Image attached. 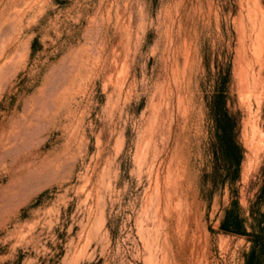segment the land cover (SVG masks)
<instances>
[{
  "label": "rangeland",
  "instance_id": "rangeland-1",
  "mask_svg": "<svg viewBox=\"0 0 264 264\" xmlns=\"http://www.w3.org/2000/svg\"><path fill=\"white\" fill-rule=\"evenodd\" d=\"M252 250L264 264V0H0V264Z\"/></svg>",
  "mask_w": 264,
  "mask_h": 264
},
{
  "label": "trees",
  "instance_id": "trees-1",
  "mask_svg": "<svg viewBox=\"0 0 264 264\" xmlns=\"http://www.w3.org/2000/svg\"><path fill=\"white\" fill-rule=\"evenodd\" d=\"M213 114L215 117V125L217 127L218 139L220 143L221 152L224 155V159L229 165L238 169L241 158L240 147L233 137L235 130L234 122L232 116L228 112L225 104V97L223 92H219L213 101ZM230 212L227 213L225 219L223 220L221 227L224 230L229 231H240L236 226H232L229 222ZM238 225V224H236ZM255 248V247H254ZM254 254L255 251L252 250L250 253L247 264H254Z\"/></svg>",
  "mask_w": 264,
  "mask_h": 264
},
{
  "label": "bare ground",
  "instance_id": "bare-ground-1",
  "mask_svg": "<svg viewBox=\"0 0 264 264\" xmlns=\"http://www.w3.org/2000/svg\"><path fill=\"white\" fill-rule=\"evenodd\" d=\"M259 18V17H258ZM249 23V22H248ZM254 25V24H253ZM262 30H263V25L260 23V28H259V30H258V33H257V38L259 37H261V35H262Z\"/></svg>",
  "mask_w": 264,
  "mask_h": 264
}]
</instances>
